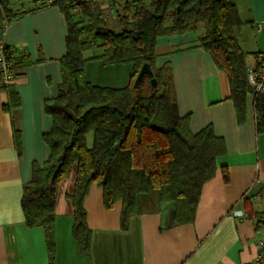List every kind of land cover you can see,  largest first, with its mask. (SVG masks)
<instances>
[{"label":"crops","instance_id":"0c3cea01","mask_svg":"<svg viewBox=\"0 0 264 264\" xmlns=\"http://www.w3.org/2000/svg\"><path fill=\"white\" fill-rule=\"evenodd\" d=\"M96 1L105 16L114 17L107 0ZM231 1L252 35L246 44L237 36L241 49L261 53L264 0ZM49 2L10 21L1 34L2 44L22 49L26 64L12 85L18 96L16 107L3 109L9 97L0 88V264H49L43 229L26 226L20 206L32 163L41 164L49 155L42 137L50 131L52 119L44 100L56 96L62 80L60 58L66 50L67 25L64 14ZM35 6L40 1L13 4L18 10ZM203 32L197 25L182 34L158 37L153 61L154 68L170 65L175 110L179 116H189V130L196 133L210 125L224 141L225 152L216 157V171L201 187L193 220L176 222L174 204L157 202L130 216L122 227L121 203L105 208L102 190L93 183L83 201L91 232L90 252L84 253L72 236L73 206L68 196L73 167L56 195L52 264H251L264 248V229L256 227L244 207L245 198L256 209L264 206V130L256 133L251 92L246 95L245 118L237 121L227 75L198 46ZM98 53H83L86 80L99 87L127 86L133 65L104 64L93 58ZM222 168L227 170V182Z\"/></svg>","mask_w":264,"mask_h":264},{"label":"trees","instance_id":"16d2710c","mask_svg":"<svg viewBox=\"0 0 264 264\" xmlns=\"http://www.w3.org/2000/svg\"><path fill=\"white\" fill-rule=\"evenodd\" d=\"M23 1V0H16ZM28 10L13 8L15 0H0V36L4 26ZM115 8L118 27L111 28L105 9L96 0H50L64 14L67 34L65 54L60 58L62 80L57 94L44 100V110L52 126L42 137L49 147L48 157L31 165L30 180L23 186L20 206L28 227L41 226L49 264L53 263L54 209L60 182L75 168L72 193V236L79 249L90 252L91 232L86 222L83 201L91 184L102 190L103 205L121 203L122 227L139 213V200L156 193L158 202L173 203L174 220H193L202 185L216 171V157L225 152L224 141L210 125L196 133L188 127L189 116L175 110L170 65L153 67L156 39L182 34L201 25L198 46L207 52L217 69L227 75L230 98L236 118H245L247 93L253 95L256 133L264 130V87L252 92L247 82L246 58L252 56L257 67L261 53L244 52L237 31L244 24L231 0H107ZM12 61V79L0 88L8 93L4 110L18 105L12 88L26 64L22 49L2 44ZM99 52L93 58L104 64L133 65L130 82L123 88L92 85L84 76L83 53ZM143 63H149L155 78L147 77L135 85ZM147 79V80H145ZM264 85V84H263ZM91 133L92 144L87 146ZM223 179L228 181L226 168ZM246 215L264 229V206L254 208L244 199ZM260 255L264 257V248Z\"/></svg>","mask_w":264,"mask_h":264},{"label":"built area","instance_id":"2783aa9c","mask_svg":"<svg viewBox=\"0 0 264 264\" xmlns=\"http://www.w3.org/2000/svg\"><path fill=\"white\" fill-rule=\"evenodd\" d=\"M6 54L7 50L3 49L0 36V76L2 83H8L12 79V61L7 58ZM261 56L262 64L259 68L255 59H252L246 67L247 82L252 92H260L264 87V49ZM259 246L262 247L263 243L260 242ZM251 264H264V257L259 254Z\"/></svg>","mask_w":264,"mask_h":264},{"label":"rangeland","instance_id":"374dc122","mask_svg":"<svg viewBox=\"0 0 264 264\" xmlns=\"http://www.w3.org/2000/svg\"><path fill=\"white\" fill-rule=\"evenodd\" d=\"M14 7H16V5ZM114 10H115V8H113V13H112V15L114 17H109V15H106V20L108 22V25L111 28L118 27L117 18H116V14H115ZM250 32H251L250 31V27L248 25H242L241 28L237 31L236 35L239 36V34H240V42L241 43L244 42V44H246V42H248V41L251 43L252 35L250 34ZM246 47L247 46H245L244 49H246ZM250 61H251V57L248 56L246 58L247 64H249ZM145 80H147V79H145ZM91 144H92V135H91V133H89L87 135V146L90 147ZM157 202H158V200H157L156 193L152 194L150 197L142 198V199L139 200V210L150 209Z\"/></svg>","mask_w":264,"mask_h":264},{"label":"water","instance_id":"95a60500","mask_svg":"<svg viewBox=\"0 0 264 264\" xmlns=\"http://www.w3.org/2000/svg\"><path fill=\"white\" fill-rule=\"evenodd\" d=\"M144 76L150 80V83L152 86H155L156 81H155V78L153 77V72L151 70L149 63H143L142 66L140 67V70L134 82L135 85H138Z\"/></svg>","mask_w":264,"mask_h":264}]
</instances>
